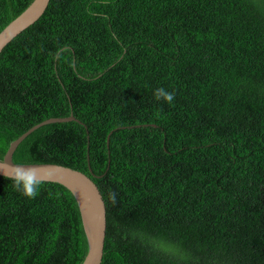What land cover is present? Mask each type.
Wrapping results in <instances>:
<instances>
[{"label": "trees", "instance_id": "trees-1", "mask_svg": "<svg viewBox=\"0 0 264 264\" xmlns=\"http://www.w3.org/2000/svg\"><path fill=\"white\" fill-rule=\"evenodd\" d=\"M31 1L0 0V31ZM69 114L12 159L101 175L100 264H264V0H50L0 52V159ZM86 252L66 187L0 175V264Z\"/></svg>", "mask_w": 264, "mask_h": 264}, {"label": "water", "instance_id": "water-1", "mask_svg": "<svg viewBox=\"0 0 264 264\" xmlns=\"http://www.w3.org/2000/svg\"><path fill=\"white\" fill-rule=\"evenodd\" d=\"M49 1L32 0L20 14L13 18L0 31V52L9 41L33 24L43 14ZM70 120L81 123L73 114H69L65 117H50L34 124L10 142L0 161H5L8 165L34 168L41 175L43 181L59 183L72 193L80 211L82 225L87 239V252L81 264H100L103 256L106 232V208L101 192L93 181L92 176L99 177L101 175L93 174L90 168L91 175H87L82 171L57 163H17L12 159V154L18 144L31 131L47 123ZM151 125L155 126V124ZM110 133L111 131L107 135V144ZM0 175L6 176L3 170H0Z\"/></svg>", "mask_w": 264, "mask_h": 264}, {"label": "clouds", "instance_id": "clouds-1", "mask_svg": "<svg viewBox=\"0 0 264 264\" xmlns=\"http://www.w3.org/2000/svg\"><path fill=\"white\" fill-rule=\"evenodd\" d=\"M154 95L157 99H163L167 102L174 100V93L163 87L157 88ZM0 170L4 171L8 179L13 181L17 191L23 195L30 198H35L38 195L43 180L36 169L8 165L5 161H0ZM116 196L115 192L109 193V198L113 203L116 202Z\"/></svg>", "mask_w": 264, "mask_h": 264}]
</instances>
